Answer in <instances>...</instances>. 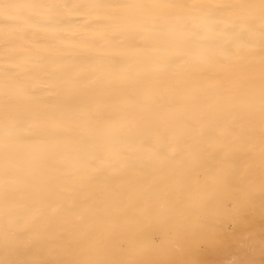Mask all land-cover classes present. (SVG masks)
Returning <instances> with one entry per match:
<instances>
[{
  "label": "bare ground",
  "instance_id": "6f19581e",
  "mask_svg": "<svg viewBox=\"0 0 264 264\" xmlns=\"http://www.w3.org/2000/svg\"><path fill=\"white\" fill-rule=\"evenodd\" d=\"M15 15L14 9L0 15V96H20L26 83L35 82L48 84L50 94L63 97L59 80H47L49 71L60 72L61 79L85 70L102 72L103 77L76 93L77 103L61 108L66 116L77 113L80 124L60 149L61 166L42 176L30 163L32 148L0 147V192L12 193L18 211L37 223L42 239L61 258L69 243L88 247L91 258H103L105 249L115 250L132 238L110 232L124 211L151 203L177 207L183 200L181 184L203 179L204 172L216 166L213 154L221 146L202 143L200 132L209 121L226 118L235 97L249 89L259 91L264 66L259 55L213 62L211 52L192 51L139 29L128 36L130 26L117 30L122 34L101 37L48 28L39 23V13ZM188 36L175 34L177 39ZM93 41L116 62H83L81 56L97 52L90 46ZM10 111L21 119L30 117L19 104ZM149 126L170 130L176 139L174 159L154 158L144 148L136 130ZM255 139L258 143V128ZM114 141L142 159L97 170L92 161ZM235 151L243 154L246 149L237 145ZM232 257L237 264H264V195L223 221L215 233L189 245L182 258H170L169 264H225Z\"/></svg>",
  "mask_w": 264,
  "mask_h": 264
},
{
  "label": "clouds",
  "instance_id": "9594fccd",
  "mask_svg": "<svg viewBox=\"0 0 264 264\" xmlns=\"http://www.w3.org/2000/svg\"><path fill=\"white\" fill-rule=\"evenodd\" d=\"M9 9L15 10L14 19L39 13V23L52 29L104 37L122 34L117 30L130 26L128 36L137 35L135 29H139L192 51L211 52L213 62L259 55L264 66V0H18L14 4L0 0V15ZM176 33L189 36L177 39ZM90 46L97 52L81 56L83 62L96 66L116 62V57L102 54L94 41ZM45 75L49 81L59 80L63 97L50 94L48 84L35 82L26 83L20 96L8 92L0 96V147L32 148L35 155L30 163L42 176L61 166L60 149L80 127L78 114L66 116L61 108L77 103L76 93L102 79L103 73L85 70L64 79L58 71ZM13 104L21 105L30 117H16L10 111ZM136 135L154 158H175L176 139L168 128L142 127ZM200 140L221 146L213 154L216 166L206 170L203 179L181 184L183 200L177 207L151 203L124 211L110 232L132 234V238L121 241L115 250L105 249L103 258H91L88 247L73 243L64 246L61 258L42 239L37 223L28 222L18 211L12 193L0 192V264H169L172 257L182 258L189 245L215 233L223 221L264 195V83L258 92L249 89L235 97L229 115L206 123ZM237 145L246 151L238 153ZM141 159L124 152L120 141H114L92 165L101 170ZM153 228L158 230L144 239L143 234ZM157 234L159 240L154 238ZM145 257L149 259H142ZM225 264H237L236 257Z\"/></svg>",
  "mask_w": 264,
  "mask_h": 264
}]
</instances>
